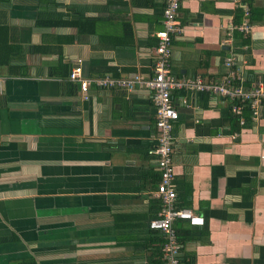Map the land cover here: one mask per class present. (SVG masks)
Here are the masks:
<instances>
[{
	"label": "crops",
	"instance_id": "crops-1",
	"mask_svg": "<svg viewBox=\"0 0 264 264\" xmlns=\"http://www.w3.org/2000/svg\"><path fill=\"white\" fill-rule=\"evenodd\" d=\"M163 7L164 0H0L7 35L0 41V264L163 261L165 235L148 228L161 203L149 153L156 107L145 83ZM246 18L249 33L236 28ZM179 19L175 76L220 81L224 59L247 45L246 69L264 82V0H181ZM237 35L248 43L236 44ZM77 65L85 78L140 80L132 88L92 85L86 98L69 79ZM208 94L179 105L173 128L176 204L205 218L203 225L174 221L176 234L187 223L197 230L185 240L177 235L180 258L264 264V112L236 126L228 100Z\"/></svg>",
	"mask_w": 264,
	"mask_h": 264
},
{
	"label": "built area",
	"instance_id": "built-area-1",
	"mask_svg": "<svg viewBox=\"0 0 264 264\" xmlns=\"http://www.w3.org/2000/svg\"><path fill=\"white\" fill-rule=\"evenodd\" d=\"M180 7L181 0H164L163 28L157 32L158 43L155 48L153 74L145 81L156 107V143L149 153L154 157L160 172V183L154 193L161 203L160 211L150 220L149 226L151 229L162 231L165 235L164 264H181V241L173 227L174 221L185 219L191 225L205 223L203 216L195 214L191 209L177 207L176 204L177 193L173 183L175 171L172 155L175 141L173 128L180 115L178 106L191 107L194 104L193 97L202 92L222 96L225 100L235 101L232 109L235 114H240L239 121L243 127L247 123V118L241 115L244 107L248 108L250 121L253 123L258 122L264 112V82L254 79L251 85H247V61L244 58L248 49L247 45L243 47L244 53L243 50L232 51L224 59L227 71L220 81H208L199 75L178 77L173 74L171 46L173 38L183 31L179 19ZM246 14H249L248 10ZM236 28L244 33L252 31L248 18ZM81 72V65L75 66L70 71L69 79L78 83L86 98L92 85L100 87L117 85L132 88L134 82L140 80L139 77L123 80L109 77L85 78Z\"/></svg>",
	"mask_w": 264,
	"mask_h": 264
},
{
	"label": "trees",
	"instance_id": "trees-1",
	"mask_svg": "<svg viewBox=\"0 0 264 264\" xmlns=\"http://www.w3.org/2000/svg\"><path fill=\"white\" fill-rule=\"evenodd\" d=\"M6 37H7V35H6V25H3L2 21L0 20V41L3 38H6ZM237 38H239V39H237V41H235L236 44H240L241 43V45H242V44H247L248 43V38H240L239 35H237ZM5 41H6V39H5ZM246 72H247V85H251V83L255 79V77H254V75L252 74L251 71L246 70ZM198 95H201V98L202 99H205V101L208 99V96H209L208 93H203V92L200 93V94H198ZM228 102L229 103L226 106V108H227V111H226L227 112V115L231 116V119L234 122L233 124H235L236 126H238L239 125V120H240V114L239 113L238 114L237 113L235 114L233 112V109H232V105L234 104L235 101H228ZM241 115H244L247 118V123L245 125V126H247L248 125V121H250V112L248 111V108L247 107H244L242 109ZM155 124H156V118H155ZM158 203H159V201H158ZM177 207H180V205L177 204ZM160 209H161V204H159V206L155 209V215H154V217L157 216V214L160 211ZM149 222H150V220H149ZM149 222H148V228L151 229L150 226H149ZM151 230H155V229H151ZM196 233H197V230H194V226H191L189 223H187L186 226L185 227H182L181 229L177 228V235L179 237H181L183 240L195 236ZM163 242H164V239H163ZM163 242H162V245H163ZM195 258H196V256H195L194 253L193 254H190V253L188 254L187 253V254H184L181 257V262H182V264H193L194 261H195ZM157 264H164V261L157 262Z\"/></svg>",
	"mask_w": 264,
	"mask_h": 264
}]
</instances>
